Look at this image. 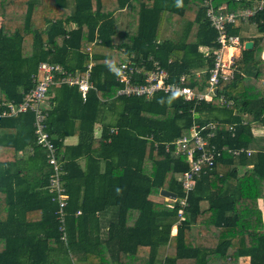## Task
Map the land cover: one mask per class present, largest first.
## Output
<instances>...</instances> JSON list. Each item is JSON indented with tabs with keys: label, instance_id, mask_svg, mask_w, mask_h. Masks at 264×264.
<instances>
[{
	"label": "trees",
	"instance_id": "obj_1",
	"mask_svg": "<svg viewBox=\"0 0 264 264\" xmlns=\"http://www.w3.org/2000/svg\"><path fill=\"white\" fill-rule=\"evenodd\" d=\"M204 1L0 0V103L23 100L42 61L75 75L92 64L94 85L84 99L77 85L62 83L47 118L69 195L62 219L34 113L0 120V264H60L70 255L75 264H264V136L254 132L264 126V7L227 25L255 44L235 61L243 68L248 60L244 73L222 79L213 99L118 94L116 70L132 56L147 64L135 82L158 60L170 81L185 75L186 85L206 91L220 43ZM259 3L214 0L224 13ZM212 121L208 147L220 154L202 164L187 193L180 175L191 162L173 141ZM75 133L79 142L65 144ZM189 147L195 157L204 151L195 141ZM242 147L251 154L231 151ZM155 188L178 196L154 198Z\"/></svg>",
	"mask_w": 264,
	"mask_h": 264
},
{
	"label": "built area",
	"instance_id": "obj_2",
	"mask_svg": "<svg viewBox=\"0 0 264 264\" xmlns=\"http://www.w3.org/2000/svg\"><path fill=\"white\" fill-rule=\"evenodd\" d=\"M204 3L207 7V17L218 30L217 40L220 43L215 62L209 70V85L206 91L197 93L191 86L186 85L184 83L185 75L181 77L179 82L170 81L168 70L158 60H154L152 68L144 73L145 81L135 82L136 76L147 69V64L145 60L136 61L133 58L134 56H132L127 61L122 62L118 68L119 80L123 83L118 94L152 97L156 92L164 91L177 97H183L185 100H211L217 94V87L220 81L234 77L235 66L232 61L234 56L227 57L225 50L230 47H244L245 43L240 35L229 34L227 25L229 23L237 24L240 17L252 15L258 9H262L264 7V0H260L257 8H245L240 13L234 11L224 13L221 11L224 8L222 5L219 7L220 11L217 12L215 10L214 0H205ZM91 68L92 64H89L86 73L75 75L70 72L67 73L60 63L42 61L38 66V73L34 75L35 85L25 94L23 100L20 102L11 101L8 103H0V120L3 117L13 116L29 110L34 113L37 143L48 148V161L53 165L54 170L50 176L49 190L57 194L56 198L59 201L61 219L64 216L63 209L67 205L69 195L61 182V176L65 173V170L62 167L61 161L58 159L55 143L47 128L49 109L45 106V103L52 85L62 83L77 85L82 96L86 99L89 90L94 87L93 81L91 80ZM58 73H66V76L57 81L56 75ZM217 125L218 123L215 121L206 124L194 123L191 127L190 136L181 137L173 141V143L177 144L178 151L184 153L187 151L191 162V168L180 175L187 193L193 189L194 176L202 169V164L209 163L213 165L216 155L220 154L219 151H215V149L209 150L208 147L209 139L215 135L214 130L217 128ZM208 127L210 131L206 134L203 133V130H206ZM190 141H195L196 147L200 150L202 149V151L204 150L200 156H194L195 147L188 148ZM245 150L248 154L252 152L251 149H245L244 147L231 151L234 154H239ZM181 204L184 206L187 205V198H182ZM180 216H183V209H181ZM64 228V226H61V230L64 231ZM63 238H66L65 233L63 234Z\"/></svg>",
	"mask_w": 264,
	"mask_h": 264
},
{
	"label": "crops",
	"instance_id": "obj_3",
	"mask_svg": "<svg viewBox=\"0 0 264 264\" xmlns=\"http://www.w3.org/2000/svg\"><path fill=\"white\" fill-rule=\"evenodd\" d=\"M118 14V21H119V26H120V28L121 29H124L125 28V26H126V21H127V14H126V10H122V11H120V12H118L117 13ZM252 34H254L253 32H251V35ZM194 37H195V34H194ZM244 41V43H245V45L248 43V41H253L254 42V40L253 39H251V38H249V39H247V40H243ZM255 44V43H254ZM239 49H237V54L235 55V59L237 60L238 58H240L241 56H243V58H245L244 57V55L243 54H245L244 53V50L245 49H251V48H253L254 47V45H253V47H246V46H237ZM232 48H235V47H230V49H226L225 50V55H226V53L227 54H229L230 53V55H228L229 57L230 56H233V52H234V54H235V51H234V49H232ZM203 49H206V48H204L203 47ZM227 56V57H228ZM250 59V58H249ZM244 61H245V59H244ZM248 61V60H247ZM247 61H245V64L243 65V68H240V67H238L237 66V63H235L234 64V66H235V74H237L238 75V73H239V75L238 76H240V74H243L244 73V69H245V65H246V63H247ZM61 88H62V85L61 84H57V85H55V87H54V89L48 94V98H47V101H46V103H45V106L50 110V109H52L53 107H54V105L56 104V101H54V97H58V98H60L61 97V94H60V91H61ZM59 92V93H58ZM108 118H111L112 117V114L111 113H109L108 114V116H107ZM102 125H103V122H101V121H99V122H97L96 123V128H95V130H96V135H100L101 134V129H102ZM254 132H255V134L256 135H261V136H264V126H262V125H257V126H255L254 127ZM79 142V135L77 134V133H75V134H70V135H68V136H66L65 138H64V143L65 144H67V145H76L77 143ZM31 152V148H27V149H25L22 153H24V154H26V155H28L29 153ZM83 159H85L86 160V158H83ZM156 189V188H155ZM154 189V190H155ZM158 189V188H157ZM153 190V191H154ZM159 190V189H158ZM161 196H159L158 198L159 199H163V195L162 194H160ZM169 201V200H168ZM172 232L173 233H176L177 232V225L175 224V225H173V228H172ZM162 251H163V253H165V251H166V248H162ZM66 259V261L67 262H69V264H71V263H73V264H75V261H74V259H73V256H69V257H67V258H65ZM64 259V260H65ZM63 260V259H62ZM61 261V260H60ZM71 261V262H70ZM248 262V258H246L245 259V263H247ZM65 264H67V263H65Z\"/></svg>",
	"mask_w": 264,
	"mask_h": 264
},
{
	"label": "water",
	"instance_id": "obj_4",
	"mask_svg": "<svg viewBox=\"0 0 264 264\" xmlns=\"http://www.w3.org/2000/svg\"><path fill=\"white\" fill-rule=\"evenodd\" d=\"M253 45H254L253 41H248V43L245 46L248 48V47H253ZM238 75H239V73H238ZM161 194L165 197L170 198V199H176L178 196L176 192H173V191H171L169 189H165V188H163L161 190Z\"/></svg>",
	"mask_w": 264,
	"mask_h": 264
},
{
	"label": "rangeland",
	"instance_id": "obj_5",
	"mask_svg": "<svg viewBox=\"0 0 264 264\" xmlns=\"http://www.w3.org/2000/svg\"><path fill=\"white\" fill-rule=\"evenodd\" d=\"M243 33H246V34H249V31H247V29L246 30H244L243 31ZM251 34V33H250ZM237 49H239V48H235L234 49V51H235V55L237 54ZM234 53V52H233ZM161 194V190H158L157 188L153 191V197L154 198H158L159 196H161L160 195ZM168 198V197H167ZM168 199H170V198H168ZM71 262V261H70ZM59 263L60 264H65V263H67V264H69V262H67L66 260H61V261H59ZM71 264H73V263H71Z\"/></svg>",
	"mask_w": 264,
	"mask_h": 264
},
{
	"label": "bare ground",
	"instance_id": "obj_6",
	"mask_svg": "<svg viewBox=\"0 0 264 264\" xmlns=\"http://www.w3.org/2000/svg\"><path fill=\"white\" fill-rule=\"evenodd\" d=\"M235 48H238V47H235ZM235 48H232V49H235ZM228 49H230V48H228ZM228 55H230V53L229 54L226 53V56H228ZM233 56H234V58L232 59V61L235 64L236 59H235V54L234 53H233Z\"/></svg>",
	"mask_w": 264,
	"mask_h": 264
},
{
	"label": "clouds",
	"instance_id": "obj_7",
	"mask_svg": "<svg viewBox=\"0 0 264 264\" xmlns=\"http://www.w3.org/2000/svg\"><path fill=\"white\" fill-rule=\"evenodd\" d=\"M180 2H181V0H177L178 6H180ZM113 70H115V69H113ZM116 71H118V70H116Z\"/></svg>",
	"mask_w": 264,
	"mask_h": 264
}]
</instances>
